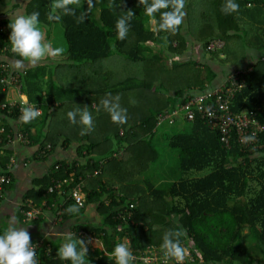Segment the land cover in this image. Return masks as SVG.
<instances>
[{
	"label": "trees",
	"instance_id": "trees-1",
	"mask_svg": "<svg viewBox=\"0 0 264 264\" xmlns=\"http://www.w3.org/2000/svg\"><path fill=\"white\" fill-rule=\"evenodd\" d=\"M175 2L169 0V8L160 9L150 17L146 8L154 0H92L91 7L88 0H80L82 7L76 6L74 16L50 22L47 15L53 0H28L25 13L39 11L42 25H62L67 45L64 60L68 67L76 66L87 72L82 81L88 87L84 85L78 91L47 82L49 90L57 93L55 99L33 97L32 85L36 86L29 83L30 70L16 67L15 62L21 58L9 49L10 22H0V28L5 27L0 31V64H9L10 71L20 76L23 98L42 111L37 119L25 124L17 108L10 114L1 110V105L9 103L5 102V96L12 88L0 81V126L5 129L0 134V171L9 174L2 200L7 189L14 186L13 172L19 165L28 168L29 164L24 162L46 160L56 148L70 147L75 139L86 140L75 146V159L52 162L46 174L34 178L21 203L32 199L40 205L46 199L48 206L54 200L61 204L64 211L56 226H67L77 237L83 231L103 246L102 250L88 249L90 264H115L109 254L125 238L132 249H144L162 245L164 235L177 230L183 232L181 243L191 242L197 250L194 264H264V134L257 148L243 150L233 138L230 147H225L219 132L196 113L194 121L184 120L188 123L187 130L166 136L168 146L176 152L178 178L164 188L149 178L138 179L158 154L153 146V137L161 125L157 124L158 115L169 106L174 108L185 103L194 90H202L205 84L216 86L211 64L198 61L192 55L183 58L189 41L193 43L189 34L193 40L203 43L207 53L209 41L224 40V48L210 54L223 64L237 65L245 56L246 46L243 44L241 51L237 47L236 18L221 13L218 0H185L182 23L175 31L161 29V14L172 11ZM195 9L198 15L191 16L190 12ZM82 14H85L83 20ZM121 17L130 18L123 40L118 39L116 31ZM152 20L154 29L150 25ZM154 46H159L158 51ZM165 46L169 64L166 63L168 56L163 55ZM3 48L7 50L2 51ZM221 54L224 59L219 58ZM106 60L112 62L109 67L104 64ZM235 68L251 71L246 75V87L232 101V111L258 110L264 123L263 56L247 67L231 70ZM7 75L8 72L0 69V79ZM64 94H70V100L59 103ZM105 100L119 105L126 122L112 120L104 106ZM84 108L94 118L93 128L86 135L81 134L82 125L71 124L67 118L68 111ZM8 133H13L14 141L22 133L29 143L15 141L8 145ZM21 148H33V152L18 162ZM14 154L16 163L8 170ZM201 172L205 174L200 176ZM81 178L87 198L83 207L77 205L78 214L69 215L68 206L76 205L70 192ZM59 183L62 185L57 189L55 186ZM52 186L54 192L47 193ZM58 190L63 192L56 199ZM90 205L99 223L82 220ZM42 209L38 220L30 222L39 221L46 212L56 219L57 209ZM17 216L20 223H27L20 217V206ZM7 227L0 222V232ZM46 243L51 245L53 256L40 264H70L59 258L58 242L48 239Z\"/></svg>",
	"mask_w": 264,
	"mask_h": 264
},
{
	"label": "built area",
	"instance_id": "built-area-1",
	"mask_svg": "<svg viewBox=\"0 0 264 264\" xmlns=\"http://www.w3.org/2000/svg\"><path fill=\"white\" fill-rule=\"evenodd\" d=\"M5 27H1L0 31H4ZM225 46V41L221 39H214L209 41L207 45V50L209 54L221 51ZM11 50V47H9ZM7 50L3 48L2 51ZM12 51V50H11ZM264 58V57H263ZM0 69L8 75L1 82H6L15 91L18 96L16 100L9 101V103L1 105V110H5L8 114L13 113V110L17 108L18 114L21 117L26 108L35 106L32 103L27 102L23 98V93L21 91L20 76L13 74L10 70L9 64H0ZM251 71L248 69L235 68L231 70L225 80L218 86L211 87L208 84L204 85L202 90H194L193 96L181 105H176L174 108L169 106L157 117V124H162L164 121L174 122L176 119H183L186 121H194L196 113L206 121L211 129L217 130L220 134V140L225 147H230L232 138L235 142L243 148V150H249L258 147V141L261 135L264 134V123L259 118V111L253 109H245L239 113H234L231 109L232 101L235 95L243 90L246 85V75ZM36 109L42 114L40 108ZM4 127L0 126V134L4 133ZM8 140V145H12L15 141L18 144H28L29 141L22 133H18L15 141L13 139V133H8L6 135ZM1 144V139H0ZM47 149L50 148L48 145ZM15 154L9 160L7 169L9 170L11 166L16 163ZM103 163V161H101ZM29 164V162H24V165ZM9 174L7 172L0 171V201L4 197V187L9 182ZM62 184L59 183L55 186L57 189L60 188ZM84 181L81 178V182L75 186L71 192L70 197L74 203L80 207H83L86 201V195L83 192ZM54 187H50L47 193L54 192ZM63 192L58 190L56 192V199ZM47 210L57 209L56 219H52L53 227L61 221V215L64 211L61 208V204H58L54 200L51 205H47L46 199L41 202L40 205H36L32 199H26L20 204V217L24 222H30L38 220V218L43 214V209ZM80 239L84 240L86 245L94 240L95 237L80 231ZM47 237V236H46ZM49 239V238H48ZM47 238H42L33 242V247L36 251V258L38 264L44 262L47 258L53 256V250L50 244L46 243ZM122 242H128L125 238ZM129 243V242H128ZM46 246H43V245ZM130 246V244H129ZM181 246L185 249V259L182 264H194V256L198 255L197 250L192 246L191 242L181 243ZM133 253L132 264H176L174 259H168L165 255V250L162 249V245H150L144 249H132Z\"/></svg>",
	"mask_w": 264,
	"mask_h": 264
},
{
	"label": "clouds",
	"instance_id": "clouds-1",
	"mask_svg": "<svg viewBox=\"0 0 264 264\" xmlns=\"http://www.w3.org/2000/svg\"><path fill=\"white\" fill-rule=\"evenodd\" d=\"M76 6L82 7L80 0H53L51 10L47 15L48 21L59 22L63 16H74ZM88 6H92V0H88ZM169 0H154L147 6L146 12L150 17L160 9L169 8ZM173 10L161 14L162 22L160 28L175 31L182 23L184 0H176L172 5ZM239 5L235 0H228L226 7L222 10L227 14L235 12ZM60 13V14H58ZM82 14L80 19H84ZM40 12L32 11L30 14L15 15L9 24L11 29L8 42L11 50L21 59L16 62V67H21L25 61L33 66L38 65L49 55L50 44L46 41L45 33L41 28ZM130 26L129 17H121L116 23L118 39H125ZM105 108L110 112L113 121L126 122V116L118 104L111 105L108 100L104 101ZM40 116L36 106L26 108L21 116L23 123L28 124ZM67 118L71 124L82 125V135H86L93 128V115L86 108L71 110L67 112ZM69 215L79 213L77 205H70L66 209ZM182 230L168 232L163 237L162 249L168 259H174L176 264H182L185 259V249L181 246L180 237ZM59 258L70 264H90L87 259L88 249L84 240L69 232L63 237V242L57 249ZM115 264H132L133 253L128 242L117 243L109 254ZM0 264H38L36 251L33 247L30 233L19 221H14L6 229L0 232Z\"/></svg>",
	"mask_w": 264,
	"mask_h": 264
},
{
	"label": "crops",
	"instance_id": "crops-1",
	"mask_svg": "<svg viewBox=\"0 0 264 264\" xmlns=\"http://www.w3.org/2000/svg\"><path fill=\"white\" fill-rule=\"evenodd\" d=\"M220 1L221 5V13L224 15H230L231 17L236 18V31L239 35V44L237 45L238 48H242L244 44L246 46L245 56L242 61L237 65H230L228 68H223L221 64L215 60L212 65V70L216 74V78H214V84L216 86L220 85L226 78L228 71L234 67H247L249 66L254 60L258 59L259 57H264V0H235V2L239 5V8L235 12L225 13L222 9L226 7V2L228 0H218ZM28 0H0V22L1 21H8L12 22V19L15 15L25 14V8ZM46 26V25H45ZM155 21L152 20L151 28L154 29ZM48 34V32H47ZM46 34V36H47ZM49 35V34H48ZM48 38V36H47ZM50 44L48 39L47 41ZM194 43H190L187 46L185 55H182L183 58H189L193 55L192 49H194ZM51 46V44H50ZM237 48V51L239 49ZM52 47H50V50ZM49 50V55L46 56L38 65L33 66L32 64L25 61L19 69L23 70H30L32 76L29 78L30 84H35L36 87L32 85L31 93L34 98H56L57 93H54L49 90L48 83H52L49 78V74L54 71L55 79L58 80V83H63L67 86L68 89H72L74 83L76 82L73 79L71 73H69L68 63L62 58L59 59H52L50 58L52 54V50ZM64 55V54H60ZM240 55V53H239ZM180 57V56H179ZM224 55H220V59H224ZM197 60V59H196ZM16 65V62H15ZM61 65V66H60ZM61 69V70H60ZM59 71V73H58ZM42 75L45 79H48L44 82V87L46 88L45 91L42 89V86L38 83L37 78ZM55 81V80H54ZM53 81V83H54ZM38 83V84H36ZM77 83V82H76ZM38 85V88H37ZM56 85V84H55ZM57 86V85H56ZM78 88V85H76ZM61 88V86H58ZM76 88V89H77ZM39 92H41L39 94ZM48 93V94H47ZM69 93V92H67ZM72 93V92H71ZM47 94V95H46ZM56 94V95H55ZM70 94H64L62 100L60 102H66L70 100ZM39 96V97H37ZM17 99V95L13 89L7 91L5 96V102L14 101ZM57 102V103H58ZM45 117V116H44ZM42 118L45 119V118ZM35 127L31 129L32 132H35ZM62 135H60L61 137ZM61 139V138H60ZM86 140L78 141L75 139L71 143L70 147L63 146L60 148H56L54 152L47 158L46 160L36 161V162H29L28 168H23L19 165L15 168L14 178L15 183L14 186L7 189L5 193V198L2 200L0 204V222L5 223L8 226L13 223L14 221H19L17 216V210L20 206L21 202L23 201V196L25 193L31 189L32 187V180L36 177H41L46 174L49 169L51 168L52 162L61 159H67L68 161L75 159L76 156V149L75 146L85 143ZM33 152V148H21L18 150V162H21L22 159L25 157L31 156ZM85 152V151H84ZM51 213L46 212L44 217H42L37 222H27V223H20L24 225L27 231L30 233L31 239L39 240L42 238H49L52 241L58 242L59 246L63 242V237L68 234L70 231L67 226H54L51 223ZM85 221H92L99 223V217L94 212V208L90 205L86 209V212L82 215ZM81 220V221H82ZM74 222V221H73ZM47 236V237H46ZM93 242H99L100 246H95V249L102 250L103 246L98 239H94ZM92 241V240H91ZM91 244L89 243L86 245L87 249H91ZM98 247V248H96ZM94 250V249H91Z\"/></svg>",
	"mask_w": 264,
	"mask_h": 264
},
{
	"label": "rangeland",
	"instance_id": "rangeland-1",
	"mask_svg": "<svg viewBox=\"0 0 264 264\" xmlns=\"http://www.w3.org/2000/svg\"><path fill=\"white\" fill-rule=\"evenodd\" d=\"M185 1V0H184ZM203 1V0H202ZM202 4V3H201ZM207 9L209 10V6L207 7ZM199 12V16L201 15V12ZM197 14L196 9L192 10V12H190V15H194ZM152 23V21H151ZM150 23V25H151ZM41 28L42 31L45 33L46 36V41H50L51 47H52V54L50 56V58L52 59H56L59 57V59L62 60V58L64 59V55H60V54H65L66 49H67V45L63 36V27L60 23H53L50 26H45L41 24ZM189 38L193 41L194 45V49H192L193 53V57L195 59H197L198 61H203L205 64H213V62L215 60H217V62L219 64H221V66L223 68H228L230 67L229 64H223L221 63V61L218 58L215 57H211V55L207 52L204 51L203 49V43L201 41H195L192 39L191 35L189 34ZM191 41V42H192ZM165 42V41H164ZM240 42V40H239ZM155 50L158 51L159 46H154ZM168 48L165 46L164 48V53L163 55L166 57L168 56V58H166V63L169 64L170 62V57L167 54V50ZM50 50V51H51ZM171 56V55H170ZM110 60H106L104 62V64L109 67ZM91 65V64H90ZM61 66V65H60ZM73 68H69V73H71L72 75H76L74 80H77V83H74V87L73 89H76L78 85L79 90L83 89L84 85L86 87L87 86V82H84V80L82 81L83 78V74H86V71H82L80 68H75L74 66H72ZM61 70V69H60ZM54 71L51 72V74H49V78L51 79L50 81H54V83L57 86H61V88H66L67 86L64 85L62 82L58 83V80L56 81L55 79V75L53 73ZM88 72H91L90 70ZM59 73V71H58ZM48 79H45L42 75H40L37 78L38 83L42 86L41 88H39L40 90L42 89L43 91L46 90V88L44 87V82L47 81ZM76 91H78V89H76ZM75 92V91H74ZM41 92H39L40 94ZM46 97H43V100H45ZM188 129V123L185 122L183 119L179 118L176 119L174 122L171 121H164L159 127H157V130L155 132V135L153 137V146L155 147V149L157 150L158 154L156 157V160L152 163H150L148 165L147 170L142 173L138 179L139 180H143L145 178H149L152 181H154L156 183L157 186L159 187H167L170 183H172L173 181H175L178 176H179V171L177 169V159H176V152L175 149H172L168 146L167 140H166V136L168 135H172L174 133H177L179 131H183V130H187ZM205 174V172H201L199 173V175H203ZM95 240L90 241L91 249H95V246H100L99 242H93ZM98 248V247H96Z\"/></svg>",
	"mask_w": 264,
	"mask_h": 264
}]
</instances>
